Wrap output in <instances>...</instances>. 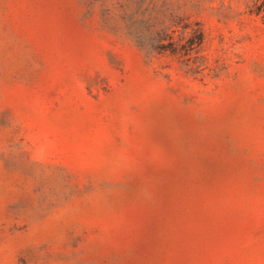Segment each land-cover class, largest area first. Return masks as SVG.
Masks as SVG:
<instances>
[{"label":"rangeland","instance_id":"obj_1","mask_svg":"<svg viewBox=\"0 0 264 264\" xmlns=\"http://www.w3.org/2000/svg\"><path fill=\"white\" fill-rule=\"evenodd\" d=\"M262 2L0 0V264H264Z\"/></svg>","mask_w":264,"mask_h":264},{"label":"trees","instance_id":"obj_2","mask_svg":"<svg viewBox=\"0 0 264 264\" xmlns=\"http://www.w3.org/2000/svg\"><path fill=\"white\" fill-rule=\"evenodd\" d=\"M256 12L257 13L263 12V17H264V0L261 3V6L256 9ZM202 41H203V32L200 28H197L196 30L190 33L188 45L191 46L190 48H193L195 45H200ZM170 44L174 45L175 43L172 41Z\"/></svg>","mask_w":264,"mask_h":264}]
</instances>
